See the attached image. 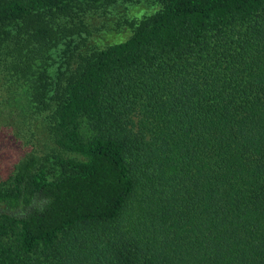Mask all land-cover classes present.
I'll list each match as a JSON object with an SVG mask.
<instances>
[{
    "label": "trees",
    "instance_id": "1",
    "mask_svg": "<svg viewBox=\"0 0 264 264\" xmlns=\"http://www.w3.org/2000/svg\"><path fill=\"white\" fill-rule=\"evenodd\" d=\"M133 1L0 0V84L75 156L0 189V264H264V0H154L124 41L33 65Z\"/></svg>",
    "mask_w": 264,
    "mask_h": 264
},
{
    "label": "rangeland",
    "instance_id": "2",
    "mask_svg": "<svg viewBox=\"0 0 264 264\" xmlns=\"http://www.w3.org/2000/svg\"><path fill=\"white\" fill-rule=\"evenodd\" d=\"M158 9L159 4L154 0L111 5L106 13L93 14L88 19L87 32L66 37L68 32L61 31L57 39L42 44L43 57L37 56L33 65L43 66L47 74L55 76L60 70L63 72L61 66L65 62L74 65L79 54L84 56L93 49H104L124 41L130 35L129 22L149 17ZM1 72L4 71L0 70V74H4ZM26 89L22 87L13 92L7 84H0V189L3 190L11 186L17 166L34 152L43 158L42 166L49 179L64 174L59 157H75L60 154L55 148L49 120L44 111H38L36 102ZM8 242L9 245L18 243L15 237Z\"/></svg>",
    "mask_w": 264,
    "mask_h": 264
}]
</instances>
